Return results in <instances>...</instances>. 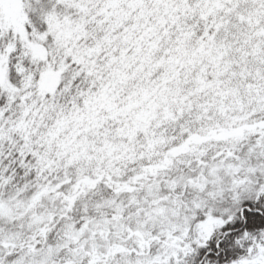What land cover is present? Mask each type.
Returning a JSON list of instances; mask_svg holds the SVG:
<instances>
[{
  "label": "snow or ice",
  "instance_id": "6c2138e0",
  "mask_svg": "<svg viewBox=\"0 0 264 264\" xmlns=\"http://www.w3.org/2000/svg\"><path fill=\"white\" fill-rule=\"evenodd\" d=\"M0 264H264V0H0Z\"/></svg>",
  "mask_w": 264,
  "mask_h": 264
}]
</instances>
